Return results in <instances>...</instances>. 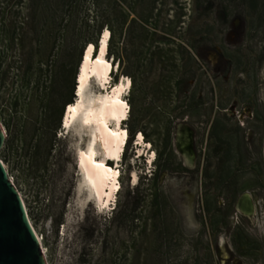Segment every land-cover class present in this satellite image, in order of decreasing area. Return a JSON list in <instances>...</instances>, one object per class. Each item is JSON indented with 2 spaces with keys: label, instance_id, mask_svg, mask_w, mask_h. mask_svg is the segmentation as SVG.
<instances>
[{
  "label": "rangeland",
  "instance_id": "rangeland-1",
  "mask_svg": "<svg viewBox=\"0 0 264 264\" xmlns=\"http://www.w3.org/2000/svg\"><path fill=\"white\" fill-rule=\"evenodd\" d=\"M96 1L0 0L2 161L48 264H264V0ZM142 29L169 41L164 58L151 60ZM107 31L110 88L131 86L121 190L104 220L76 198L57 122L76 102L82 54Z\"/></svg>",
  "mask_w": 264,
  "mask_h": 264
},
{
  "label": "bare ground",
  "instance_id": "bare-ground-1",
  "mask_svg": "<svg viewBox=\"0 0 264 264\" xmlns=\"http://www.w3.org/2000/svg\"><path fill=\"white\" fill-rule=\"evenodd\" d=\"M109 38L108 33H102L97 57L93 58L94 62L91 60L93 54L90 52L82 54L76 77V102L68 108V111H65L61 124L63 133L61 138L66 141L71 140L70 149L77 163L76 198L83 202L84 209L94 204L98 213L108 210L110 204L114 203L115 195L119 190V164L126 143L120 131L122 122L129 120V112L123 106L127 107L124 97L130 92L129 85L121 81L115 89L112 87L114 90L110 92L112 90L110 73L114 71V68L109 66L106 58ZM92 79L100 88L97 95L87 92ZM143 144V135H140L137 145L139 147ZM139 154L141 158L143 154L141 150ZM109 160L116 164L111 170L107 164ZM5 167L8 171L7 166ZM9 178L19 192L14 180L10 176ZM132 180L134 185L138 184L139 177L136 173L133 174ZM19 194L25 203L24 197L20 192ZM35 231L48 264L43 240L36 229Z\"/></svg>",
  "mask_w": 264,
  "mask_h": 264
},
{
  "label": "water",
  "instance_id": "water-1",
  "mask_svg": "<svg viewBox=\"0 0 264 264\" xmlns=\"http://www.w3.org/2000/svg\"><path fill=\"white\" fill-rule=\"evenodd\" d=\"M6 144L0 124V264H47L29 209L2 161Z\"/></svg>",
  "mask_w": 264,
  "mask_h": 264
},
{
  "label": "trees",
  "instance_id": "trees-1",
  "mask_svg": "<svg viewBox=\"0 0 264 264\" xmlns=\"http://www.w3.org/2000/svg\"><path fill=\"white\" fill-rule=\"evenodd\" d=\"M94 1H96V0H94ZM97 2V1H96ZM74 17V15H70L68 18L70 19V18H73ZM115 20V19H114ZM122 24H120V25H122V30H121V33H120V37L123 35V26L124 25H126L127 24V18H126V20L125 19H123L122 20ZM132 23L133 24H135V21H132ZM95 24H96V27H103L104 25H108V29H110V26H112V24H115L114 23V21H112V20H110L109 18L108 19H103V18H101L100 20H98V19H96V22H95ZM119 25V24H118ZM145 33H147L148 35H150L151 36V39H152V48H153V50H154V53H153V57H152V59L151 60H153V58L156 56V55H160V59H162V58H164L163 56H161V54H162V52H163V50L161 49V45H164L166 42H169L166 38H164V37H159L158 36V33H157V31H153L152 33H150V32H148V31H145V29H142ZM106 33H108L109 34V37H110V41H109V45H108V56H107V58L109 59V57H113V62H115V59H116V55L114 54V52H113V50H112V48H111V44L113 43V38H114V36H115V34H114V32H106ZM99 37H98V39H97V41H96V43H95V45H94V47H95V49H96V51H97V54H98V49H99ZM89 42V40L87 39V42L86 43H88ZM88 46H90V45H88ZM87 46V47H88ZM87 49H89V47L87 48ZM86 49V50H87ZM94 49V48H93ZM85 50V51H86ZM91 54H93V53H91ZM82 57V56H81ZM96 57H97V55H96ZM117 60L119 61V64H118V66H120L121 65V62H122V60L120 59V58H117ZM162 66V65H161ZM149 69V67H148V65L147 64H140V63H138V64H136V71H138V72H144V71H146V70H148ZM165 73V69L163 68L162 69V73ZM163 73V74H164ZM145 73H143L142 74V76L144 75ZM162 78L164 79V77L162 76ZM128 80V79H127ZM126 81V80H125ZM129 81V80H128ZM128 81H126L127 83H129ZM131 83V82H130ZM130 83H129V85H130ZM135 84H136V82H135ZM131 86V85H130ZM75 88H76V85L73 87V89H72V94L74 93V91H75ZM63 114H64V109L62 110V112H61V115H60V117L59 118H61L62 119V116H63ZM184 115H183V113H181L180 115H179V117L181 118V117H183ZM175 119H177V118H175ZM59 124H58V126H57V129L59 128ZM133 138H134V136L132 137V139H131V142H132V140H133ZM165 166H163L157 173H156V181L158 180V178H159V176L164 172V171H166L165 170Z\"/></svg>",
  "mask_w": 264,
  "mask_h": 264
},
{
  "label": "flooded vegetation",
  "instance_id": "flooded-vegetation-1",
  "mask_svg": "<svg viewBox=\"0 0 264 264\" xmlns=\"http://www.w3.org/2000/svg\"><path fill=\"white\" fill-rule=\"evenodd\" d=\"M67 109V108H66ZM66 109H65V111H66ZM65 113V112H64ZM64 115V114H63ZM62 120H63V118H62ZM60 123L62 124V122H61V118H59V120H58V122H57V124H59L60 125ZM127 124V122L126 123H124L123 124V126H125ZM62 126V125H61ZM61 129V128H60ZM137 139H138V137L136 136L135 138H133V140H132V142H134V143H136L137 144ZM128 146H129V142H128V145H127V148H128ZM136 147H138V145L136 146ZM140 147V146H139ZM127 148H126V150H127ZM113 166H116V164H113V163H109V170H111L112 168H113Z\"/></svg>",
  "mask_w": 264,
  "mask_h": 264
}]
</instances>
